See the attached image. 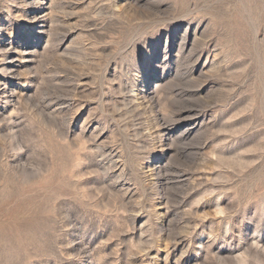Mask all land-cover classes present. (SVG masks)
Instances as JSON below:
<instances>
[{
	"label": "rangeland",
	"instance_id": "1",
	"mask_svg": "<svg viewBox=\"0 0 264 264\" xmlns=\"http://www.w3.org/2000/svg\"><path fill=\"white\" fill-rule=\"evenodd\" d=\"M0 264H264V0H0Z\"/></svg>",
	"mask_w": 264,
	"mask_h": 264
}]
</instances>
